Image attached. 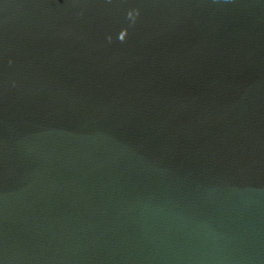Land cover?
<instances>
[{
  "label": "water",
  "instance_id": "95a60500",
  "mask_svg": "<svg viewBox=\"0 0 264 264\" xmlns=\"http://www.w3.org/2000/svg\"><path fill=\"white\" fill-rule=\"evenodd\" d=\"M0 264H264V0H0Z\"/></svg>",
  "mask_w": 264,
  "mask_h": 264
}]
</instances>
